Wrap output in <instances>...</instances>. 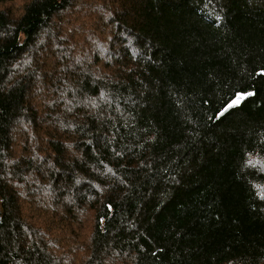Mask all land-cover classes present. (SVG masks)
<instances>
[{
    "label": "trees",
    "instance_id": "1",
    "mask_svg": "<svg viewBox=\"0 0 264 264\" xmlns=\"http://www.w3.org/2000/svg\"><path fill=\"white\" fill-rule=\"evenodd\" d=\"M14 2L0 264H264V0Z\"/></svg>",
    "mask_w": 264,
    "mask_h": 264
},
{
    "label": "snow or ice",
    "instance_id": "2",
    "mask_svg": "<svg viewBox=\"0 0 264 264\" xmlns=\"http://www.w3.org/2000/svg\"><path fill=\"white\" fill-rule=\"evenodd\" d=\"M260 75H264V71L260 73ZM255 95V93L252 92H237L234 94V98L231 100L230 103L227 104V106L224 108L223 112H220L219 115H223L224 112L228 111V109L237 106L240 103L241 98H246L247 96ZM247 164L249 167H259L261 169H264V162H254L251 159L247 161ZM261 199H264V194L260 196Z\"/></svg>",
    "mask_w": 264,
    "mask_h": 264
},
{
    "label": "rangeland",
    "instance_id": "3",
    "mask_svg": "<svg viewBox=\"0 0 264 264\" xmlns=\"http://www.w3.org/2000/svg\"><path fill=\"white\" fill-rule=\"evenodd\" d=\"M15 1L14 2V6L16 8L20 7L21 3L23 0H13ZM83 6H85V3L83 4ZM263 193V192H261ZM85 220H84V224L85 226L83 227V231L81 232V236L84 238V236H86L88 239L90 238V234H91V231H92V224H91V221H90V217H83Z\"/></svg>",
    "mask_w": 264,
    "mask_h": 264
}]
</instances>
